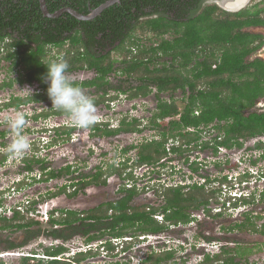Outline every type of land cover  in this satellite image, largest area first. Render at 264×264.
Segmentation results:
<instances>
[{"label": "trees", "instance_id": "trees-1", "mask_svg": "<svg viewBox=\"0 0 264 264\" xmlns=\"http://www.w3.org/2000/svg\"><path fill=\"white\" fill-rule=\"evenodd\" d=\"M107 1L46 0V4L51 13L72 8L88 15ZM204 1L121 0L93 20L82 21L69 13L54 19L47 18L43 15L39 0H1L0 47L6 44V36L13 38V32L19 34L8 44V47H15L12 56H15L16 66L26 70V75L19 81H37L42 92L13 98L0 106V110L11 107L19 109L30 103L51 104L47 85L40 78L47 72L44 65L59 56L67 59L70 65L68 72H95L96 76L91 80L73 81L82 88H96L98 92L104 93L100 99H94L95 105L117 98L108 96L106 100L109 90L127 94L130 100L148 97L155 91L156 109L147 119L146 125L136 117L131 120L125 117L117 128H110V123L102 122H95L89 127L98 137L141 133L148 128L156 132L157 138L138 145L131 144L122 150L124 155L137 150L135 165L128 164L131 158L127 156L121 167L111 163L105 170L98 166L94 173L91 171L73 177L70 186L80 190L90 185H106L109 177H122L131 167L164 166L165 163L160 164V161L171 154L184 155L196 149H213L217 155L221 148H243L245 140L264 136V108L258 106L264 98V59L254 57L264 47V35L248 30L264 27V8L259 7L263 1L259 0L236 13H230L215 4L201 8ZM155 14L157 18H152ZM111 74L125 76L121 82L131 83L133 80L136 85H126V88L125 84L112 86L109 84ZM164 95L169 98H164ZM53 115L67 114L52 109L51 104L48 111L36 114L33 119ZM210 126V131H216V135L204 140ZM75 128L65 125L55 128L58 135L53 144L60 140L69 141ZM0 134L3 137L6 133ZM0 146L4 149L0 150L2 166L10 154L5 150V143ZM256 148H264V143L258 142ZM35 150L39 149L35 147ZM185 162L190 163L191 171L200 176V163L188 158ZM23 163L21 170L28 174L34 172L35 166H40L44 174L41 182L77 172L76 169L72 170V165L58 171L49 170L45 159L35 155L25 156ZM249 175H242L240 180ZM127 179L134 180L133 174L128 173ZM217 181L228 182V176L213 179L206 176L204 184L182 183L166 187L161 194L164 204L160 207L134 205V199L140 194L139 188L136 184L132 188L124 187L120 198L96 209L83 212L61 210L59 218H54V213L58 211L52 212L47 222L54 228L51 232L43 230L40 221L28 218L21 211H15L11 217L0 214V232L9 230L24 233L21 242L0 239V254L23 250L45 233L63 243L45 247L42 254L34 250L32 255L22 256V264H30L35 260L40 264H81L89 257L96 256L98 253L89 250L77 253L73 261L58 259L69 251L65 243L77 234L85 236L87 244L110 237L102 245L111 254L116 250L111 239L127 235H158L179 225L187 226L196 220L194 214L199 211L213 218L223 215V212L214 213L210 206L212 202H220L218 191L212 184ZM25 184L24 181L18 186L20 188ZM66 192L67 186L64 185L50 198ZM78 192L69 195L72 197ZM261 201H264V192ZM255 202L254 196L243 195L232 206L239 208L241 204L250 206ZM158 214L163 216V222L156 218ZM243 216V221L226 231H248L264 236V223L260 229L257 224V221L264 220V216H252L248 212L243 213ZM206 241L213 240L206 238ZM134 244L125 241L120 252L130 251ZM251 250L237 243L234 248L223 246L219 252H205L203 259L196 264H240ZM176 255V249L153 251L141 264H178ZM0 264L6 262L0 258Z\"/></svg>", "mask_w": 264, "mask_h": 264}, {"label": "rangeland", "instance_id": "rangeland-1", "mask_svg": "<svg viewBox=\"0 0 264 264\" xmlns=\"http://www.w3.org/2000/svg\"><path fill=\"white\" fill-rule=\"evenodd\" d=\"M254 1V0H253ZM259 0H255V4ZM261 1V0H260ZM263 1V2H262ZM260 8H264V0H262ZM254 31L263 33L264 29L258 28ZM154 39V38H151ZM264 59V47L254 56ZM4 66V68H6ZM1 72V71H0ZM92 71L81 72V74H69L72 79H78L80 81L91 80L94 75ZM5 72L2 73L4 75ZM12 78H15L18 73H12ZM2 77V76H1ZM125 79V76H119L113 74L109 77V84L116 86L119 84H125L127 87L136 85V82L131 80V83L121 82ZM36 85L30 86L34 92L37 90ZM25 86L20 87L18 84L14 85L15 94L18 97H26L28 93L22 91ZM85 93L92 97L93 99H100L103 92H97L93 88H84ZM7 92V90H3ZM37 92H40L37 90ZM155 92V91H154ZM154 92L148 97H139L130 100L127 94H123L114 90H109L106 100L111 96H117L116 99L112 101H107L105 103L100 102L96 106V122L110 123V128H117L120 126V121L129 117L131 120L133 117L142 121L143 125L147 124V119L152 115L156 109V99ZM31 96V95H29ZM109 96V97H108ZM181 98V95L178 94ZM9 96L7 95L4 102L8 101ZM164 98H169L168 95H164ZM264 105V98L259 101V106ZM51 104L48 102L41 103H30L28 105L22 106L19 109L23 111L27 124L23 129V133L27 135L30 139L31 148L24 153L22 156H11L8 158L7 162L0 166V212L5 211V209L11 210L16 204L27 200L39 199L41 202V207H46L50 209H69L72 211L83 212L93 207L103 204L108 201H115L122 195H118V189L123 185V179L125 178L123 174L122 177L119 175H114L108 179V188L104 187H89L88 190L83 191V193L78 194L74 198L63 195V193L56 197L50 198L52 193L59 191L64 185H69L70 180L73 177H79L82 174H86L92 171L94 173L96 167L102 166L103 169H107L108 164L115 163L118 167H121L122 162L127 159V156L123 154V149L131 144H141L144 141L157 138V134L152 129H145L141 133L132 134H121L111 137H98L93 134V132L88 127L87 129L79 128L75 126L68 118L67 115L58 116L53 115L48 118L33 119L36 114L43 111H48ZM14 110L11 108H4L0 110V133H6L3 137L0 134V145L5 143L7 146L11 143L12 135L11 129L8 127V119L10 116H14ZM71 126L76 127L74 133L69 141H59L57 144H53L54 139L57 138L56 129L60 126ZM144 126H142L143 128ZM210 126L205 133L204 140L212 139L216 131L211 130ZM209 130V131H208ZM61 133V132H59ZM258 139V138H257ZM255 142L245 144L243 149H224L219 151L216 155L213 149H196L188 152L190 155V160H195L200 163L199 175L211 176L212 178L223 176H228V182L222 183L221 181L215 182L213 188L218 191V196L223 202L230 195H245L248 197L254 196L256 199L255 203L250 206L240 205L239 208H234L230 206V209L223 211V215L219 217H208L206 212L203 211L193 212L196 220L187 226L179 225L178 230H168L161 234L154 235L148 239L142 240L141 242L135 243L130 251L125 253L118 252L116 249L113 253L105 248V250H100V252L94 256L81 262V264H141V262L148 256L149 253L153 251L161 252L164 250H177L176 260L178 264H196L203 259V254L205 252H219L221 247L234 248L236 243L241 246L252 249L246 256V259L242 260L240 264H264V236L261 234H255L251 232H228L226 229L233 227L236 223L243 221V213H250L252 216L261 215L264 216V201L262 200V194L264 192V160L258 159L262 152L254 150L252 145ZM48 144V146H46ZM37 147L39 150H35ZM169 147V145H168ZM246 147L248 148L246 152ZM1 150H4L1 148ZM250 151V152H249ZM264 151V150H262ZM37 156L38 158L45 159L46 168L49 170L58 171L62 168L72 165V170L76 169V173L69 175L60 176L57 179H51L48 182H41L43 177V172L40 170V166H35L34 172L29 178L26 184L19 188L23 190L21 196H13L12 187L17 181L20 182L23 177H27L25 172L23 173L21 168L24 167L23 159L25 156ZM131 158L129 165H135V161L138 159L137 150H133L127 154ZM258 160L257 164L251 167V160L254 161L255 158ZM250 159V160H249ZM254 159V160H253ZM161 163H165L164 168L159 169V167L154 166H141V167H131L132 169H127L126 174L130 171L134 173L136 179H134V185L139 188L140 194L134 199V205H149V206H159L164 204L162 195L157 198V195L162 194L164 188L185 183H193V178L195 183L198 181L203 184L204 180L200 176H197L191 171L190 163L185 162V156L180 157L174 154L168 155L167 158ZM217 163L219 165H217ZM160 171V172H159ZM159 172V173H158ZM250 174V179L245 178H235L239 175ZM193 175V178H192ZM47 177V176H46ZM234 179H231L233 178ZM242 177V176H241ZM28 178V177H27ZM238 179V181H237ZM235 180L237 182H235ZM235 184V185H234ZM17 185V184H16ZM15 185V186H16ZM109 189V190H106ZM210 191V190H207ZM228 192V193H226ZM210 193V192H209ZM97 197V198H95ZM48 200V201H47ZM222 206L221 204L210 205L214 212H218L217 209ZM227 204L226 207H228ZM223 207V206H222ZM47 208V207H46ZM51 211V210H50ZM5 216V214H3ZM7 215V214H6ZM9 215H11L9 213ZM50 217V213H48ZM61 213L58 211L54 213V218L61 217ZM206 215V216H205ZM161 216V215H158ZM29 217V216H27ZM48 217V219H50ZM31 219H35L41 222V227L43 230L51 232L54 230L47 222H42L40 216L36 214ZM264 223V220L257 221L259 229ZM60 228V227H58ZM130 238L129 235L125 236ZM24 238V233L21 231H3L0 232V239H10L16 242H21ZM110 237H106L107 240ZM206 238H212V242H207ZM104 239V240H105ZM62 240L54 239L53 237L42 234L39 238L33 240L28 246L24 247L23 250H17L11 252L10 256H4L8 253L0 254L4 256L1 258L6 262V264H22L21 257L23 255L31 254L32 251L36 250L42 254L45 247L58 246L62 244ZM65 246L69 251L62 256L61 260L73 261V255L89 249L87 243L85 242V236L75 235L73 238L65 243ZM2 246H0L1 248ZM247 260V263L245 262ZM237 261H240L237 259ZM30 264H40L39 261H31ZM41 264H46L42 262ZM70 264V263H69Z\"/></svg>", "mask_w": 264, "mask_h": 264}, {"label": "clouds", "instance_id": "clouds-1", "mask_svg": "<svg viewBox=\"0 0 264 264\" xmlns=\"http://www.w3.org/2000/svg\"><path fill=\"white\" fill-rule=\"evenodd\" d=\"M44 66L47 68V72L46 74L41 76L40 79L43 84L47 85V95L51 101L52 109H56V110L63 111L64 113H66L69 120L75 126L79 128L87 129L88 127L92 126L97 120V115H96L97 110L95 106V101L92 97H90L89 95L85 93V90L81 86L76 85L73 82L72 77L68 73V69L70 65L67 59H65L63 56H59V57H56L55 59H52L50 63ZM22 91L28 93L29 95H32V96L34 95V90L30 86H25V88ZM7 123H8V127L11 129L12 140H11V143L6 146L5 150L11 156H22L24 153H26L31 148L29 137L23 133V129L27 124V120H26V116L24 112L20 110H14V116H10ZM46 146H48V144ZM222 149H225V148H222ZM129 173H132V172L130 171ZM25 174L28 178L23 177V179L20 182L14 183V186L17 184L15 186L17 189H19L18 184L24 181L25 183L28 182V180H30L29 178H31L33 173H30V174L25 173ZM132 174H133L134 179H136L134 176V173ZM241 176L242 175H239L235 178H241ZM124 177H125L124 179L130 181L128 183L129 185H131V187H128V186L126 187L132 188L134 186V182H133L134 180L127 179L126 173ZM231 179H234V177ZM237 181L235 180V182ZM241 196L243 195L242 194L239 196L230 195L223 202L220 200L219 204H221L223 207L220 205H217L220 209L218 212H223L222 211L223 209L225 211L230 209V206H232L233 203H236L237 200ZM38 201L39 200L37 201L32 200V205L36 206V204L34 205V203H37ZM227 204H229L228 207H226ZM19 205L27 208L24 205V202H21V203L16 204L12 208V211L14 212L18 211L16 207ZM32 205L31 207H28L27 209L32 210V211H33V208L37 209V207L32 208ZM42 209L44 210L46 209V207H42ZM54 211L55 209H52L51 211H49V213L51 214ZM203 213L205 212L203 211ZM0 214H4V213L0 212ZM158 215L156 216L158 221L163 222V216L162 215L158 216ZM151 236H154V235L141 234L138 237L130 236V238L124 237L120 239H111V243L113 244L114 247H116L118 252H120L124 246L125 241L137 243V242H141V238L142 240H144V239H148ZM134 239H136V241ZM104 243L105 241L104 242L102 241L100 243H94L93 244V246L95 245V247H93L94 251L100 252L101 249L105 250V246L102 245ZM7 255H10V253H8ZM29 255L31 254H28V256ZM23 256H26V255H23Z\"/></svg>", "mask_w": 264, "mask_h": 264}, {"label": "flooded vegetation", "instance_id": "flooded-vegetation-1", "mask_svg": "<svg viewBox=\"0 0 264 264\" xmlns=\"http://www.w3.org/2000/svg\"><path fill=\"white\" fill-rule=\"evenodd\" d=\"M225 1H227V0H205L203 3H202V5H201V8H204L205 6H207V5H212V4H215V5H217L218 7H220V8H222V9H224V10H226V11H228V12H230V13H236V12H240V11H242V10H244V9H247V8H249V7H251V6H253L254 4H255V0L253 1V0H233V1H235L236 3L237 2H239L240 1V3L239 4H232V3H229V4H227V3H225ZM241 4V5H240ZM226 5H228V7L226 6ZM236 6V7H235ZM152 18H157V14H155V15H152L151 16ZM258 28H261V29H264V27H257V28H249L248 30H249V32H251V33H259V32H256V31H254V29H258ZM10 33H12V31H10ZM260 34H263V33H260ZM13 38L15 39V38H18V36H19V34L17 33V32H13ZM13 38H11V37H8V36H6L5 37V39H4V43H6V44H3V46L2 47H0V106H2L3 104H5V103H7V102H9V101H11L13 98H16V97H18L16 94H15V91L13 90L14 89V85L15 84H18L20 87H23V86H33V84H35L36 83V85H35V87L34 88H36L37 87V90L38 91H40V92H42V88H41V86H40V84L37 82V81H32V82H29V81H27V80H25V81H23V82H20L19 80H20V78H22V76L24 75H26V70H24V68H21L22 66H16V61H15V56L13 57L12 55L14 54V49H15V47H8V44H11L12 43V40H13ZM32 46H34L33 44H31ZM53 49H58V48H53ZM109 50V49H108ZM53 54L55 55V52L53 51ZM58 56V55H57ZM10 57V58H9ZM8 64V66L6 67V68H4V66H6ZM3 72H5V74L4 75H2V73ZM81 72H88V70H81V71H73V72H68L69 74H71V73H73V74H77V73H79V74H81ZM93 72V71H92ZM12 73H14V74H16V73H18V75H16V77L15 78H12V76L13 75H11ZM93 75H94V77L96 76V74H95V72H93L92 73ZM112 75V74H111ZM110 75V76H111ZM2 76V77H1ZM109 76V77H110ZM93 77V78H94ZM92 78V79H93ZM73 81H78V82H80V80H78V79H73ZM10 84V85H9ZM7 90V92H3V90ZM84 89V88H83ZM93 89H95L96 90V88H93ZM37 90L34 92V94H36V93H40V92H37ZM97 91V90H96ZM98 92V91H97ZM9 96V98L8 99H6V100H8V101H6V102H4L2 99H5V97L6 96ZM27 96H29V95H27ZM26 96V97H27ZM32 96V95H31ZM258 106H259V104H258ZM259 107H261V108H264V105H261V106H259ZM6 109V108H5ZM12 109L14 110L15 108H13L12 107ZM216 135V134H215ZM255 142L253 145H252V148H254V150H256V151H259V152H262V154L261 155H259L258 157H256V158H258V159H263L264 160V158H263V155H264V151H262V150H264V148H262V149H258V148H256V145L258 144V142H260V143H264V136H260L258 139L257 138H254V139H249V140H245V143H244V146H245V144H248V143H250L251 144V142ZM244 148V147H243ZM243 148H237V149H243ZM248 148L250 149V147H246V152H247V150H248ZM222 149V148H221ZM193 151V150H192ZM222 151V150H221ZM190 152V151H189ZM250 152V151H249ZM188 152H186V153H184V155H179V154H174V155H176V156H180V157H183V156H185V160L188 158V159H190V155H188L187 154ZM126 156H128V155H126ZM255 158V157H254ZM255 158V160L254 161H252L251 160V167L252 166H254V165H256L257 164V162H258V160ZM165 160V159H164ZM250 160V159H249ZM163 161V160H162ZM160 164H161V162H160ZM157 167H159V169H161V168H164L162 165H158ZM160 172V171H159ZM158 172V173H159ZM264 175V174H263ZM201 177V179H203L204 180V182H203V184L204 183H206V175H203V176H200ZM249 179L251 178L250 177V175H249V177H248ZM213 179V178H212ZM72 180V179H71ZM70 180V184L69 185H65V186H67V192L66 193H63V195H66V196H69L70 197V195L69 194H72V193H74V192H77V191H79L76 195H73L72 197H70V198H74V197H76L78 194H80V193H83V191H86V190H88V188L89 187H94V188H98V187H104V188H108V186L109 185H90V186H88V187H86L85 189H83V190H80V189H77V187H71L70 185H71V183H72V181ZM78 180H80V179H78ZM77 180V181H78ZM124 181H123V185L121 186V188H119L118 189V192H117V194L118 195H121V190L124 188V187H126V186H130L129 185V183L128 182H130V181H128V180H126V179H123ZM193 180V184L195 183V181H194V178L192 179ZM198 182V181H197ZM126 184V185H125ZM190 184H192V183H190ZM201 184V183H200ZM213 185L214 184H216L215 182L214 183H212ZM127 188V187H126ZM106 190H109V189H106ZM160 194V193H159ZM159 194L157 195V198H159L160 196H159ZM161 195V194H160ZM58 196H60V195H58ZM57 196V197H58ZM51 198H56V197H51ZM95 198H97V197H95ZM39 200V199H38ZM48 201V200H47ZM106 203V202H105ZM104 204V203H103ZM103 204H100V205H98V206H95V207H93V209H96V208H98V207H100L101 205H103ZM41 205V202H37L36 203V207L37 206H40ZM45 206L46 207H48L49 205H47V203L45 204ZM161 205H159V207H160ZM93 209H89V210H93ZM57 210V209H56ZM61 210H69V209H60V210H57V211H61ZM89 210H87V211H89ZM227 211V210H226ZM7 214V213H6ZM5 214V215H6ZM10 214L11 215H9V214H7V216H13L15 213H14V211H11L10 212ZM181 227H182V225H181ZM178 228H179V226H177V227H174L173 229H171V230H178ZM234 232V231H233ZM79 235H81V234H79ZM83 236V235H82ZM105 239V238H104ZM104 239H102V240H99V241H94V242H91L90 244L92 245V244H94V243H100V242H104V241H106V239L104 240ZM85 240H86V237H85ZM90 244H87V246H90ZM89 250H92V251H94V249H93V247H89V249H86V251L85 250H83V251H80V252H87V251H89ZM94 252H96V251H94ZM79 253V252H78ZM96 253H99V252H96ZM77 254V253H76ZM76 254H74L73 255V257L76 255ZM32 255V254H31ZM65 255V254H64ZM64 255H61L60 256V258L62 257V256H64ZM4 256H10V255H4ZM4 256H2V257H0V258H3ZM74 264H76V263H74Z\"/></svg>", "mask_w": 264, "mask_h": 264}, {"label": "water", "instance_id": "water-1", "mask_svg": "<svg viewBox=\"0 0 264 264\" xmlns=\"http://www.w3.org/2000/svg\"><path fill=\"white\" fill-rule=\"evenodd\" d=\"M120 1H121V0H109V1H107L106 3H104L103 5H101L100 7H98L97 9L92 10L90 14H88V15H84V14H81V13H79L78 11H76V10H74V9H72V8H64V9H61V10L55 12V13H51V12L48 10V8H47L46 0H39V2H40V6H41V10H42V12H43V15H44L45 17H47V18H52V19H54V18H58V17H60V16H61L62 14H64V13H69V14H71L73 17L77 18L78 20H82V21H90V20H93V19L96 18L97 16L101 15L102 12H103L105 9H107V8H109V7H111V6H113V5L116 4V3H119ZM0 2H1V0H0ZM240 5H241V4H240ZM50 210H52V209H50V208L47 207L46 209L43 210V213H45V212H49Z\"/></svg>", "mask_w": 264, "mask_h": 264}, {"label": "built area", "instance_id": "built-area-1", "mask_svg": "<svg viewBox=\"0 0 264 264\" xmlns=\"http://www.w3.org/2000/svg\"><path fill=\"white\" fill-rule=\"evenodd\" d=\"M222 151L224 150V149H221ZM18 182V181H17ZM128 187H131V185L130 186H128ZM12 192L10 193L11 195H13V196H17V195H19V196H21V192L23 191V190H19V189H17L15 186H13L12 188ZM237 195V194H236ZM235 195V193H234V196H236ZM38 200V199H37ZM24 202V205L28 208V207H31V205H32V201H30V200H27V201H23ZM32 207H36V206H33L32 205ZM1 208V207H0ZM27 208H25V207H23V206H17L16 207V209L18 210V211H21L22 213H24L26 216H29L28 218H33L34 216H36V214L38 215V216H40V218H41V221L43 222H48L49 221V219H48V217H49V215H48V213L49 212H45V213H43V209H42V207L40 208V209H35V211H32V210H29V209H27ZM220 209H217V211H219ZM12 211V209L11 210H9V209H5V211H3V213L4 214H9L10 212ZM30 211V212H29ZM50 218V217H49Z\"/></svg>", "mask_w": 264, "mask_h": 264}, {"label": "bare ground", "instance_id": "bare-ground-1", "mask_svg": "<svg viewBox=\"0 0 264 264\" xmlns=\"http://www.w3.org/2000/svg\"><path fill=\"white\" fill-rule=\"evenodd\" d=\"M236 1V0H235ZM235 1H233V0H227V1H225V3H227V4H229V3H234V4H239L240 3V1L239 2H235ZM227 7H228V5H226ZM236 7V6H235Z\"/></svg>", "mask_w": 264, "mask_h": 264}]
</instances>
